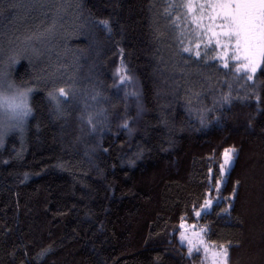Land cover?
I'll use <instances>...</instances> for the list:
<instances>
[{
	"label": "trees",
	"instance_id": "trees-1",
	"mask_svg": "<svg viewBox=\"0 0 264 264\" xmlns=\"http://www.w3.org/2000/svg\"><path fill=\"white\" fill-rule=\"evenodd\" d=\"M171 1L0 0V67L33 88L24 142L0 148V264L202 263L178 234L210 193L207 240L264 264V85L257 102Z\"/></svg>",
	"mask_w": 264,
	"mask_h": 264
},
{
	"label": "snow or ice",
	"instance_id": "snow-or-ice-1",
	"mask_svg": "<svg viewBox=\"0 0 264 264\" xmlns=\"http://www.w3.org/2000/svg\"><path fill=\"white\" fill-rule=\"evenodd\" d=\"M183 6L192 15L191 22L200 30L201 39L207 37L206 46L210 45L216 52V58L222 61L224 68H231L238 76L242 74L246 82H251L254 86L251 95L259 102V92L255 89L264 85V81L256 79L258 71L264 74V0H185ZM101 23L108 26V21ZM200 46L199 42L195 45L197 50L194 55L197 58L201 57ZM183 51L189 52L190 49L184 47ZM9 75L7 71H0V145L9 133L17 129L22 133L23 125L32 113L29 97L33 88L27 86V82H22L23 86L16 84L9 79ZM58 92L59 96H67L64 88L58 89ZM48 96L59 110V97L53 91H49ZM230 96V93L225 94L223 101L230 102ZM88 124L95 128L92 116L88 117ZM127 126V123L123 125ZM234 152V149H226L224 152L220 178L215 180L217 191L232 162ZM239 183L240 181H236L237 185ZM236 191L234 187L233 195ZM211 206L212 200L205 199L200 206L201 210L194 209V215L201 217L202 212L206 214ZM223 211L228 212V209ZM185 226L181 218L180 228L183 230ZM205 232L206 228H201L199 232L194 231L192 236H188L181 231V241H187L189 255L194 248L197 251L202 248L205 255L211 256L212 264H228L229 249L222 244L217 249L214 241L209 245L204 239ZM47 251L44 249L38 255L43 256Z\"/></svg>",
	"mask_w": 264,
	"mask_h": 264
},
{
	"label": "rangeland",
	"instance_id": "rangeland-1",
	"mask_svg": "<svg viewBox=\"0 0 264 264\" xmlns=\"http://www.w3.org/2000/svg\"><path fill=\"white\" fill-rule=\"evenodd\" d=\"M167 1H169L170 4H174V2H175V1L172 2L171 0H167ZM182 1H183V0H182ZM183 2L185 3V1H183ZM199 35H200V34H199ZM200 37H201V36H200ZM202 39H203V44H204V46H206L207 37L205 36V37H203ZM208 46H210V45H208ZM32 47H33V46L30 45V48H32ZM24 48L26 49V43L24 44ZM202 50H203V52H206V51H204V49H202ZM52 52H54V51H52ZM6 64H7V61H6V60H3V61H2V66L0 67V71H7ZM9 79L11 80L10 76H9ZM121 84L124 85L122 81H121ZM127 87H129V84L127 85ZM126 94H127L128 98H133L132 93H130L128 90L126 91ZM31 95H32V93L30 94V97H29V104H30V106H31V103H30V101H31ZM61 98H64V97L62 96ZM31 116H32V113H31L30 116L27 117V119H26V121H25V123H24V125H23V132H22V133L19 131V129H17V130H15V131L9 133V134L5 137L3 144L0 145V148H1V149H3V148L5 147V144H6L7 138H8L9 136H11V135H15V136L18 138V140H20L21 142H22V141L24 142V139H25V133H26V129H27V125H28V122H29ZM229 150H233V149H229ZM223 161H224V154H223ZM223 161H222V163H223ZM234 161H235V152H234V154H233L232 162H231V164L228 166V171L226 172V174H225V176H224V179H223V181H222V184L224 183V181H225L227 175L229 174L230 170L232 169V167H233V165H234ZM211 181H212V176H211ZM222 184H221V186H222ZM221 186H220V188H221ZM213 188L216 189V186H214ZM219 190H220V189H219ZM211 194H212V193H210V195H209V197H208L207 199H211V200H212V206L207 210V213L211 212L212 209H213V207H214V205L218 202V200H217L218 194H216L215 197H212ZM198 210H201V208H199ZM203 215H204V213L202 212L201 217H196V216H195L197 222H196V223H193V224H191V223H189V222H187V221H184L186 226H185V228H184L183 230L179 227L180 231H179V234H178V241H179V243H180L181 246H183V247H185V248L187 249V252H188L187 241H183V242L181 241L180 233H181V231H184V233H185L186 235H188V236H192V234H193L194 231L199 232L201 228H204L203 226L200 225V220H201V218H202ZM193 226H195V227H193ZM204 239L209 243V245H211V243H210V242L207 240V238H206V232L204 233ZM196 247L198 248L199 246L197 245ZM216 247H217V249H218V246H216ZM192 253H199V254L201 253V257H200V259H202V263H197V264H212L211 256H210V255H205V253L203 252V249H202V248H200L199 251H197L196 248H194ZM188 255H189V253H188ZM189 256H190V255H189ZM228 264H229V261H228Z\"/></svg>",
	"mask_w": 264,
	"mask_h": 264
}]
</instances>
